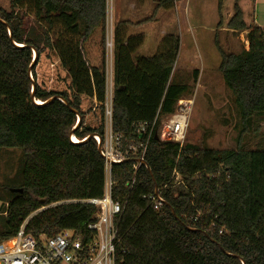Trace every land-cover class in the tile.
<instances>
[{"label": "trees", "instance_id": "1", "mask_svg": "<svg viewBox=\"0 0 264 264\" xmlns=\"http://www.w3.org/2000/svg\"><path fill=\"white\" fill-rule=\"evenodd\" d=\"M156 2L155 13L175 5ZM106 19L107 0H0V148H20L24 159L23 191L5 200L0 241L15 237L25 221L35 237L64 229L89 234L96 207L63 201L103 196L104 158L93 137L83 139L104 133V106L93 113L96 124L88 125L82 101L106 99L105 54L93 64L86 48L97 31L106 45ZM128 24H115L112 52V125L124 135L135 121L172 114L191 94L187 78L176 77L180 36L169 33L155 55L134 57L145 36L130 35ZM228 28L248 30L249 49L226 52L216 37L219 71L237 105L240 137L254 132L260 146L196 148L153 136L145 156L152 173L142 165L130 193L134 160L113 165L115 196L129 193L118 264H264V28L247 24L238 3ZM33 48L39 57L30 68ZM46 50L56 52L68 72L67 90L47 91L37 82ZM193 75L197 81L198 71ZM77 112L82 120L74 129ZM72 132L80 142L70 140ZM156 186L165 201L160 209L151 202Z\"/></svg>", "mask_w": 264, "mask_h": 264}, {"label": "rangeland", "instance_id": "2", "mask_svg": "<svg viewBox=\"0 0 264 264\" xmlns=\"http://www.w3.org/2000/svg\"><path fill=\"white\" fill-rule=\"evenodd\" d=\"M136 1L138 0H114L109 6L112 23H118V20L123 18L122 14L126 15L127 11L130 12V19L137 15H142L141 18L146 19L130 26L135 34H148L152 29H159L162 25L169 23L173 24L175 32L182 36L175 65L176 77L184 75L187 78L191 86V94L184 99L193 100L184 143H189L196 148L213 149H236L242 146L251 150L259 147L261 137H257L254 132L249 131L242 138L240 137L242 124L234 96L226 86L219 69H216L221 62V55L215 43V36L220 13L226 24L237 1L246 23H255L264 28V0H223L220 12L219 0H177L172 8H159L156 13V0H143L140 8L137 9L139 11L134 13L133 10H129L128 4ZM145 38L144 44L134 57L152 56L158 52V47L150 46L152 40L149 35ZM218 39L226 52L239 53L249 47L244 31L232 34L220 30ZM86 48L92 63H101L104 53L106 63L111 66V46L108 43L103 46L100 31L87 41ZM190 66L195 68L205 66V76L198 77L195 81L193 69H187ZM36 74L37 82L47 91H61L69 88V74L54 51L46 50L40 56ZM90 104L95 105L90 99L83 97L84 122L95 125L99 118L89 109ZM262 131L264 132V126ZM23 161L20 148H0V228L5 224V217L1 214L5 200L13 196L11 189L19 188L24 181Z\"/></svg>", "mask_w": 264, "mask_h": 264}, {"label": "built area", "instance_id": "3", "mask_svg": "<svg viewBox=\"0 0 264 264\" xmlns=\"http://www.w3.org/2000/svg\"><path fill=\"white\" fill-rule=\"evenodd\" d=\"M113 1L107 0L105 37V42L111 46L112 52L115 25L110 20L109 6ZM174 1L176 3L177 0ZM112 97L113 65L111 59V66L106 63L105 101L101 103L95 97L89 98L95 104L90 106L92 112L99 114L101 105L104 106V133L92 134L97 145H101L100 154L105 161L103 196L63 201L66 203L79 202L96 207L94 221L88 226L89 234L85 235L81 232L64 229L53 236L35 237L26 231L27 221H25L15 237L0 241V264H118L117 247L120 222L129 201V193L136 182L138 171L146 161L145 156L150 140L157 134L159 140L174 141L183 145L193 100L180 99L175 111L170 115L160 116L157 114L152 121H135L130 132L124 135L113 129ZM71 141L78 143L80 139L72 134ZM130 158L134 160V164L132 167L133 176L128 184L129 193L126 196H115L116 181L113 178V165L123 163ZM151 202L156 209H160L165 204L159 189L151 196Z\"/></svg>", "mask_w": 264, "mask_h": 264}, {"label": "crops", "instance_id": "4", "mask_svg": "<svg viewBox=\"0 0 264 264\" xmlns=\"http://www.w3.org/2000/svg\"><path fill=\"white\" fill-rule=\"evenodd\" d=\"M143 0H138V1H136V2H132V3H130L129 2V4H128V8H129V10H133V12L134 13H137L139 10H137V9H139L140 8V3L142 2ZM223 2V1H222ZM187 3V2H186ZM236 3H238V1L236 2ZM235 3V4H236ZM156 7V6H155ZM221 7H222V3H221V5H220V1H219V12L221 11ZM163 9H165V8H163ZM137 11V12H136ZM125 12V11H124ZM126 13V15L125 14H122L123 15V18H121L120 20H118V22H120V21H126V22H128L129 24H128V26H129V29H128V31H129V34L130 35H136L135 33H133V31H131V29H130V26H132V25H134V24H136V23H140V22H143V21H145L146 19H144V18H141L142 17V15L141 16H138L137 14V16H134L132 19H130L129 18V15H130V12H125ZM138 14H140V13H138ZM233 14H234V11L232 12V14H231V17L233 16ZM230 17V18H231ZM230 18H229V20H230ZM139 19V20H138ZM153 20H155V18L153 19ZM229 20L227 21V23L225 24V22H224V18H223V16H222V14L220 13V19H219V22H218V29L216 30V36H215V39H216V37L218 38V36H219V32H220V30L221 31H226L227 33H232V34H235V33H238V32H235V30H232V29H230V28H228V22H229ZM115 24H117V23H115ZM114 24V25H115ZM248 24V23H247ZM251 24V23H250ZM255 24V23H254ZM257 25V24H256ZM259 26V25H258ZM156 30H157V32H156ZM188 31V30H187ZM244 32H245V34L247 35V33H248V30H244ZM169 33H176V34H178V32H175V30H174V25L172 24V25H170L169 23L167 24V25H162L159 29H152L151 30V32H149L148 34L147 33H144L143 35L145 36V37H148V35H149V37H150V39L152 40V42H151V44H150V46H152V47H158L159 46V44H160V42H161V40L163 39V37L165 36V35H167V34H169ZM179 36H180V48H181V41H182V36H181V34H178ZM145 40H146V38H145ZM219 40V39H218ZM248 41V40H247ZM215 43H216V41H215ZM220 43V42H219ZM249 43V42H248ZM88 45V44H87ZM248 49H249V47H248ZM180 52V51H179ZM143 56V55H142ZM147 57V56H146ZM94 64V63H93ZM189 65H191V64H189ZM220 65V64H219ZM187 69H193L192 71L194 72L195 70H197L198 71V77L199 78H201L202 76H205V74H206V67L204 66L203 68L201 67V68H195V67H193V66H190V68H187ZM217 70L219 69V66H218V68H216ZM216 69H214V70H216Z\"/></svg>", "mask_w": 264, "mask_h": 264}, {"label": "water", "instance_id": "5", "mask_svg": "<svg viewBox=\"0 0 264 264\" xmlns=\"http://www.w3.org/2000/svg\"><path fill=\"white\" fill-rule=\"evenodd\" d=\"M9 33H10V35L12 34L10 28H9ZM33 51H34V60H33V63L31 64L30 68L33 67V65L35 64V62L37 61V59L39 57V53H38V51L35 48H33ZM30 77H31L32 80H34L33 77H32V74H31V70H30ZM35 88H36V84L34 82V84H33V92L35 91ZM56 97L57 96H53L50 99H48L46 102H50V101L54 100ZM59 99H61L62 101H64L66 104H69L67 100H64L62 98H59ZM33 101L36 104H41V103H38V101L34 98V96H33ZM77 116H78V121H77V125L74 127V129L80 124V122L82 120V115L79 112H77ZM72 134H74V133L72 132L70 134V140H71ZM91 138H92V134L91 135H88V137H86L85 139H83V141L90 140ZM155 139L159 140V137H158L157 134H155ZM98 150H99V153H101V145L100 144L98 145ZM144 165L147 167V169L150 171V173H152L151 167L149 166V164H148L147 161H144ZM11 191L12 192H15V193H21L23 191V189H21V188H14V189H11ZM156 191H158V187L157 186H156ZM173 212L175 213L174 210H173ZM194 230H197V229H194ZM203 233H205L209 237V234L208 233H206L205 231H203ZM243 263L245 264L244 261H243Z\"/></svg>", "mask_w": 264, "mask_h": 264}, {"label": "bare ground", "instance_id": "6", "mask_svg": "<svg viewBox=\"0 0 264 264\" xmlns=\"http://www.w3.org/2000/svg\"><path fill=\"white\" fill-rule=\"evenodd\" d=\"M38 101V103H42V101L41 100H37Z\"/></svg>", "mask_w": 264, "mask_h": 264}]
</instances>
